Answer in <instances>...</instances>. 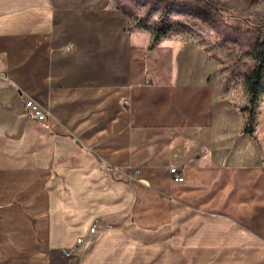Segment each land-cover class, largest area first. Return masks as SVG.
Returning <instances> with one entry per match:
<instances>
[{
    "label": "crops",
    "instance_id": "obj_1",
    "mask_svg": "<svg viewBox=\"0 0 264 264\" xmlns=\"http://www.w3.org/2000/svg\"><path fill=\"white\" fill-rule=\"evenodd\" d=\"M127 29L0 0V264H264V106L256 140L203 47Z\"/></svg>",
    "mask_w": 264,
    "mask_h": 264
},
{
    "label": "rangeland",
    "instance_id": "obj_2",
    "mask_svg": "<svg viewBox=\"0 0 264 264\" xmlns=\"http://www.w3.org/2000/svg\"><path fill=\"white\" fill-rule=\"evenodd\" d=\"M102 1V0H101ZM128 31L159 30V40H176L203 47L220 67L229 101L247 106L245 72L253 65L251 48L264 34V0H108ZM234 16V17H233ZM258 110L256 122L263 109ZM8 256V254L1 255Z\"/></svg>",
    "mask_w": 264,
    "mask_h": 264
},
{
    "label": "trees",
    "instance_id": "obj_3",
    "mask_svg": "<svg viewBox=\"0 0 264 264\" xmlns=\"http://www.w3.org/2000/svg\"><path fill=\"white\" fill-rule=\"evenodd\" d=\"M203 3L209 4L206 0H203ZM253 27L262 31L264 25ZM158 33L159 30L156 28L153 32L154 37L150 49H154L159 44L160 40ZM250 53L253 65L249 71L245 72V82L248 90L249 102L247 106L239 108L242 112L247 113L248 116L243 133L249 134L258 140L256 119L259 114L258 110L264 103V34L255 39Z\"/></svg>",
    "mask_w": 264,
    "mask_h": 264
},
{
    "label": "built area",
    "instance_id": "obj_4",
    "mask_svg": "<svg viewBox=\"0 0 264 264\" xmlns=\"http://www.w3.org/2000/svg\"><path fill=\"white\" fill-rule=\"evenodd\" d=\"M73 45L70 44L68 47H67V50L71 51L73 50ZM0 76L1 77H4L5 76V73L4 71H2V62H1V58H0ZM130 102L125 100L124 101V105H129ZM24 107L26 109V111L32 116V118H34L35 120L39 121V122H46L48 117H49V112L46 111L40 104H38L34 99L32 98H28L25 100L24 102ZM170 174L172 175L173 177V180L175 182H178V183H181L184 181V175H183V172L177 168V167H173L170 169ZM96 229H97V222H93L92 226L90 227V230L89 232L91 234H94L96 232ZM84 243V238H79L77 240V243H76V246L73 247V248H64L62 249V254L65 256V257H70L72 256L76 251L77 249H79Z\"/></svg>",
    "mask_w": 264,
    "mask_h": 264
}]
</instances>
